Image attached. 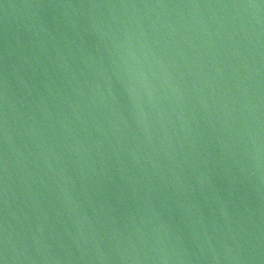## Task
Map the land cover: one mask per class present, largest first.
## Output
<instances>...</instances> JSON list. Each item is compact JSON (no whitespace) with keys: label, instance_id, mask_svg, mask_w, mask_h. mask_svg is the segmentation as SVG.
Listing matches in <instances>:
<instances>
[{"label":"water","instance_id":"1","mask_svg":"<svg viewBox=\"0 0 264 264\" xmlns=\"http://www.w3.org/2000/svg\"><path fill=\"white\" fill-rule=\"evenodd\" d=\"M0 264H264V0H0Z\"/></svg>","mask_w":264,"mask_h":264}]
</instances>
